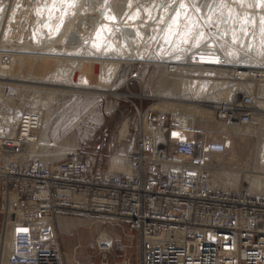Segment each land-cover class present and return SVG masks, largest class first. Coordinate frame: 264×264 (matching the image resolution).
Segmentation results:
<instances>
[{
	"label": "built area",
	"instance_id": "1",
	"mask_svg": "<svg viewBox=\"0 0 264 264\" xmlns=\"http://www.w3.org/2000/svg\"><path fill=\"white\" fill-rule=\"evenodd\" d=\"M14 91L1 89L9 98ZM255 101L235 93L210 108L218 123L248 125ZM164 121V114L145 111L128 169L110 172L96 169L108 128L92 150L44 161L28 152L38 114H19L14 134L0 133V234L12 229L6 264H65L56 219L66 216L136 232L137 264H264V192L212 182L215 157L228 147L225 137L197 127L178 139L175 121ZM111 245L97 243L102 252ZM100 264H108L106 255Z\"/></svg>",
	"mask_w": 264,
	"mask_h": 264
},
{
	"label": "rangeland",
	"instance_id": "2",
	"mask_svg": "<svg viewBox=\"0 0 264 264\" xmlns=\"http://www.w3.org/2000/svg\"><path fill=\"white\" fill-rule=\"evenodd\" d=\"M119 1L124 2L121 0H82L83 8L86 9L88 15L86 14L85 16H83V19L81 18L82 21L81 19L76 20L74 18V22L77 21L75 22L77 25L73 23V26H79V28L86 26L89 32L87 33L86 28L83 27L81 28L82 30L78 31L79 35L77 33L76 36L75 34L77 32V29L79 28H76L74 26V29H76L75 31L73 30V26H70L65 31L66 33L68 32L65 41L60 40V36L62 30L64 29V26H66L65 23L67 21L70 22L72 20V15H70L68 11H65V13H59L57 19H55L54 21L55 23L51 25L52 28L50 27V29L48 30V27L43 26L42 20L38 18L39 14L31 12L34 10V7L32 8V6H30V11L28 13L30 15V18H32L33 20L32 30L34 34V44L38 47H44L45 45L56 42V44L61 45V47H66V49H68V52H70L71 54L80 55L82 51L86 50V47L88 45V38L91 37L93 29L95 28V24L97 25L98 22L105 16L104 11L114 10L115 12V9H117L118 7L120 9L122 8V5H124V3H120ZM137 1L133 0L134 4L136 3V5L142 6L139 9V30H142L141 32L144 33V36L148 37V41L146 44L143 45L145 46L144 48L136 47L133 45V43H131V41H128V39H130L129 34L124 33L122 35V39L124 40L123 42L127 43L126 54H135L140 52V50L142 49H145V51H147L148 53H151L152 50L157 51L161 35L162 33H164L165 29L168 28V25L170 26L169 23L171 21L173 12L176 9H179L181 3V0ZM250 1L252 2V0ZM10 2H12V0H0V8L2 5H5L4 13L2 15L3 20L5 19V14ZM185 3L190 5V11L188 13H182L178 18H176L177 24L175 25H178L179 27L183 28V30L186 32V38L188 39V41L185 45L183 44L184 48L185 46L187 47L189 45L188 43L190 42V40L193 41V43L189 47V51L185 52L183 51V48L179 49V47H177L173 49V51H171L169 54H167L165 58H159L161 64H159L160 62L155 63V61L149 62L145 60L136 59L131 60V62L129 63L125 61V63L122 62L114 73L110 84L108 85V89L110 91L112 90L114 94L98 93L96 95H91L84 94L83 92H71L69 95L62 96L61 93H57L56 95L53 94V101H49V103L47 102L42 105H39L36 102L34 103V101L36 99L39 101L47 100L48 94H46L45 91H40L41 93L35 92L34 90L25 91L26 95L24 94V96L26 97V101L22 103L24 105V108L27 109L32 106L35 108H39L38 106H40V110L45 109L49 115V118L47 120L48 128L46 131L45 139L40 138V141L44 140L47 144L46 151L48 153L52 152L53 150H57L58 147H62L64 145L67 149L71 150L68 151L69 153L78 149L82 151H90L94 148L95 144L101 139L102 129L108 128V136L106 143L96 159V169L108 170L113 172L114 170L110 169V160L112 156H121L126 159V162L127 158L131 156L135 146L136 138L138 136V132L140 130V125L142 123V114L145 111H147V113H151L152 115L164 114L165 123L175 121L170 109L162 110V108L160 109L156 105L158 102H160V100L164 98H162V96H156L158 90H161L163 88V81H167L169 84H171L174 79V76H176L166 72L163 63H167L163 62L164 60L171 61V58H176L178 56L183 55L182 53L175 55L180 51H183V53L185 52V55H190L193 51L203 49V47L205 48V46L203 45L217 47V50H219L221 52V55L223 56L222 58L228 55L227 50L231 49L230 52L233 53V56L230 55L232 57V62L233 60H241L246 53H253L254 49L252 48L254 46H251V50H253L251 52V50H249V47L247 46L248 44L246 43H252L253 39L258 38L255 36V24L257 22L256 18L258 17L257 15L255 16V7L250 8L247 6L250 3L247 2L245 4H242L238 2V0H223V4L226 6H222V0H185ZM144 5L145 7H143ZM112 6H114L113 8H115V6L118 7L113 9ZM147 6L149 9L147 8ZM152 6L156 9H154V12L153 9L151 10ZM142 8H147L148 11H142ZM143 12H146L147 14L145 13L144 15ZM115 14L116 13H114L115 21L113 20V22L117 21V26L119 27V22L122 21V19L124 20V17L121 16L122 14H119L120 16L118 14ZM245 16H247L249 22L242 24V19ZM69 18H71V20ZM190 25L194 26L191 27V30L189 31ZM244 25L248 26L247 35L242 33V31L240 30L241 26ZM88 27H90V29ZM69 30H71L72 32H69ZM74 31L75 34L73 37V34L70 33H73ZM80 31L84 32L81 33ZM115 31L119 32L120 30L116 29ZM233 31H235L236 36L238 37V42L236 43H233L232 41ZM200 32H203L205 34L204 39L201 40L200 46L198 48L193 47V44L196 43ZM224 33H227V35H223ZM244 36L246 37V39ZM30 38L31 36L27 37L26 40L31 43L32 40H30ZM250 38H252V40ZM11 39H3L2 34H0V45H5L4 48L8 47L7 49L10 52H14L15 48H18L17 46H19L20 43L18 42V38L15 36H13ZM119 40H121V38ZM260 41L261 40L259 39L258 42ZM219 48L223 51H221ZM137 49L139 51H137ZM0 51L3 52V50ZM202 51L203 52H201L200 54H204L206 52H216H209V50ZM75 55H72V57H75ZM212 55L219 56L216 53ZM259 59L262 60L261 62L264 65V55H261V58ZM222 60L225 61L224 59ZM0 61L7 66L10 64V59L8 56L1 57ZM34 63L35 62L33 61H28L24 67L23 72H19L17 76L8 75L9 77H7L5 75H2V77H6L9 79H16V77L25 80H29L28 78L32 79L33 77L29 76V73L30 66ZM43 64L45 65V63ZM49 66L50 64L47 67L48 69L46 68L45 70H43V72L52 71L53 67ZM218 68H221L223 72L219 69L215 72V74H213V77L212 75H209L207 77L191 76L190 78H200L209 81L211 80V82H209V89L214 90L216 88V91H220L221 88H224L223 90L226 91V86H229L231 83H252L253 89L251 90L232 89L227 92V89V96H225V94L220 99L213 101L228 100L235 93H251L256 97V101L264 102L263 96L256 95L257 86H259L261 83H264V75L259 76L257 73H254L250 79H243L238 77L237 75L232 74L233 72L231 68ZM209 71L212 72V70ZM187 77H189L188 74ZM0 80L5 81L4 79ZM14 81L15 80H9L8 82ZM213 81L218 83L212 84ZM23 83H27L28 85L30 84L33 88L35 87V89L40 86L36 83ZM59 83L62 82L59 81ZM78 83L79 81L77 82L76 80V82L72 83V85H78ZM91 83V86L89 85L90 87H97L98 89L103 88V84L101 82L99 83V81H97L96 83H93L92 81ZM63 85L64 86L59 88L67 91V86H69L70 84L68 83L66 85V83H64ZM257 109L259 108L256 105V110ZM256 112L257 111L254 110V113ZM255 119L256 120L253 119L251 124L252 126H256L254 134L236 136L232 138L230 135L231 133H228V135L231 137L229 139V143L227 144L229 145V149L227 147L228 151L225 154L218 155L215 157V164L219 168H221L222 171L224 170L225 172H232L234 174H238V176L240 177L239 184L243 185H246V182L244 180V175L246 173L262 176L264 175V170H260L256 162V159L258 158L257 156L259 153V147L261 146L260 136L261 131L264 129V119L258 118L257 116ZM124 121L127 122L128 132L126 137L120 139L119 130ZM201 121H203L207 128H212L209 130H213L211 132L214 134L216 139L225 137L224 132L217 129H213L215 126L214 121ZM237 125L240 124L237 123ZM126 162L125 166L127 167ZM70 217L81 218V223L78 224L76 227L70 229L67 234L61 232L59 233L60 244L62 242V239L66 242H71L73 243L71 249L74 248L75 251L74 256H70L71 258H69V262L67 260V253L61 246L62 251L64 252L65 264H100L103 255H106L108 259V264H125L124 260H128L127 264H137L139 255V236L136 232L129 230L126 226L120 227L110 224L102 225L85 217ZM102 237H106L112 241L110 249L105 252L100 251L96 244V241H99L100 239H102ZM5 241V234L1 233L0 264H2V251L4 249Z\"/></svg>",
	"mask_w": 264,
	"mask_h": 264
},
{
	"label": "bare ground",
	"instance_id": "3",
	"mask_svg": "<svg viewBox=\"0 0 264 264\" xmlns=\"http://www.w3.org/2000/svg\"><path fill=\"white\" fill-rule=\"evenodd\" d=\"M121 1H124V2L119 1L120 3H124V5H122L121 9L117 6L120 10L116 6L115 8H117L118 10L113 8L114 6H112V8L115 9V12L114 10L113 11L106 10L104 11L105 16L102 19L99 17L101 20L98 22L97 25L95 24V28L93 29L92 35L90 38H88V45L86 47V50L82 51L80 55L71 54L70 52H68V49H66V47H61V45L56 44V42L45 45L44 47H38L37 45H35L33 41L34 34L32 30L33 20L32 18H30L28 12L30 11L29 10L30 6H32V8L34 7V10L31 12L38 13L39 14L38 18H40L43 22L42 25L48 27L49 30L51 25L55 23L54 21L55 19H57L59 13L61 12L65 13V11H68V13L72 15V20L71 18H69L71 21L70 22L67 21L65 23L66 26H64V29L62 30L60 36V40L65 41L68 33V32L66 33L65 31L70 26L72 27L73 23L77 22V21L74 22V20L75 19L80 20L81 18L83 19V16H85L86 14L88 15L86 9L83 8L82 0H20V1L12 0L6 11L4 20L2 19V15L4 13L5 5L1 6L0 34H2L3 39L6 38L7 40H10L13 36L17 37L20 45L17 46L18 48H15L14 52H10L7 49L8 47L4 48L5 45H0V50H3V52L0 51V59L3 56H8L10 59V64L8 66L4 65L3 62L0 61V79L5 80V81L0 80V133H4L6 135H13L14 127L18 119V115L22 113H27L29 111H34L39 116L40 128L36 133V141L29 145V149H28L29 154L39 157L44 161H49V160L52 161L58 158L61 159L69 153L68 151L71 150L67 149L64 145L62 147H58L57 150H53L50 153L46 151L47 144L43 139H42L43 141H40V138L45 139L46 131L48 128L47 120L49 118V115L45 109L40 110V106H38L39 108H35L32 106L30 108L25 109L24 105L22 104L23 102L26 101L25 100L26 97L24 96L25 91H32V90H34L35 92L45 91L46 94H48L47 100L39 101L36 99L34 101V103L36 102L39 105H42L47 102L49 103V101H53L54 99L53 96L56 95L57 93H61L62 96L69 95L71 92H83L84 94H91V95H96L98 93L114 94L112 90L110 91L108 89V85L110 84L114 73L116 72V70L118 69V67L122 62L125 61L129 63L131 62V60L136 59V60H145L149 62L155 61V63L160 62L159 64H161L159 58L160 57L165 58L167 54H169L171 51H173V49L177 47H179V49L183 48L184 49L183 51L185 52L189 51V47L193 43V41L190 40V42L188 43L189 45L187 44L188 46L187 47L185 46L184 48V45L186 44L185 41H188V39L186 38V32L183 30V28L179 27L178 25H175L177 24V22L174 23V21H176L177 18L176 17L177 12H179L181 15L182 13L185 12L188 13L190 11V5L185 3L184 0L183 2L185 3L186 7L181 9L179 6V9H176L173 12L171 21L169 23L170 26L168 25V28L165 29L164 33H162L160 37L161 39L159 38L160 42L158 44L157 51L152 50L151 53H148L147 51H145V49H142L140 50V52L135 54H126L127 43L123 42L124 40L122 39V35L124 33L129 34L130 39H128V41H131V43H133V45L136 47L144 48L145 46L143 45L147 43L148 37L144 36V33L141 32L142 30H139L140 27L138 26L139 25L138 17L140 13L139 9L142 6L136 5V3L134 4L133 0H121ZM247 2L250 3L251 1L244 0L243 3L245 4ZM251 3L254 4L255 0H252ZM143 7H145V5ZM152 7L151 10L153 9L154 12L155 8ZM147 8L145 9L142 8V11L143 10L148 11L149 8L148 9ZM254 11H255V16L257 15L258 17L256 18L257 22L255 24L256 26L255 36L258 37L257 38L258 40L260 39L262 41L264 40V37L261 36L260 30L261 27H264V25H261L260 21H261V17L264 16V8L255 7ZM114 13L118 15L122 14L121 16L124 17V20L122 19V21L119 22L120 24L119 27L117 26L118 25L117 21L113 22ZM74 26H73V30L76 31V29H74ZM75 27L79 28V26L78 27L75 26ZM83 27L77 29L76 34L75 31L70 34H73L72 35L73 37L74 34L77 36L78 33L79 35L78 31L82 30L81 28ZM241 27H244L246 30H248L247 25ZM84 28H86L87 30L86 26ZM88 28L90 29V27ZM116 29H119L120 31L116 32L115 31ZM70 31L71 30H69V32ZM84 31L82 32L80 31V32L83 33ZM88 32L89 31L87 30V33ZM30 36L32 38V39L30 38V40H32L31 43L28 40H26L27 37ZM120 38L121 40H119ZM250 39L252 40V38ZM257 39L256 38L253 39L252 43H248V42L246 43L248 44L247 45L248 47L249 44H251V46H254L253 48L251 47L252 49H254V51L251 50V52L253 51V53L251 54L246 53L245 55L243 54L244 56L241 60H233V62L236 63L232 62L231 60L232 57L229 55L231 49H228L227 50L228 55L226 56L224 55L225 57L222 58L223 56L221 55V52L217 50V47H213L209 45H203L205 46V48L203 47V49L193 51L192 54L190 55L189 54L185 55V52L183 53V51H180L175 55H178L180 53H182L183 55L178 56L176 58H171L172 59L171 61H165V60L163 61L167 63V64L163 63L166 72L176 76H174V79L171 82V84H169L167 81H163L162 86L164 89L162 88L161 90H158L156 96L159 97L162 96V98L163 97L164 98L160 100V102H158L156 105L160 109L162 108V110L163 109L171 110L172 115L175 119L174 122L175 126L172 127L171 129L172 136H175L178 139H184L187 134L185 132V129H191L197 127L207 128L203 123V121L201 120H204L205 122L214 121L215 126L213 129H217L225 133L226 144L229 143V139L231 137L234 138L236 136L252 135L255 133L256 126H252L251 125L252 123L248 125H237V123H230V124L218 123L214 117L213 110L210 108V103L218 102L213 100H218L221 97H223L225 94H226L225 96H227L228 94L227 92H229V90L232 89L251 90L253 89L252 83L250 82L244 84L229 83L230 85L226 86L228 89V91L226 89L227 91L226 92L225 90H223L224 88H221L220 91H216V88L214 90L211 88L212 90H210L209 82H211V80L209 81L200 78L193 79L190 77L191 76L207 77L209 75H212L213 77V74H215L217 70L220 69V71H222V69L218 67H228V69L231 68L233 72L232 74L237 75L238 77L243 79L244 78L250 79L254 73H257L259 76L264 75V65L261 62L262 60L259 59L261 58V54H260L261 41L258 42ZM202 50H209V52L216 51L215 53L218 54L219 56L212 55L215 54L213 52L211 53L206 52L204 54H200L201 52H203ZM137 51L139 50L137 49ZM72 55H75V57H72ZM222 59H224L226 62L223 61ZM28 61L35 62L33 65L30 66L29 76L33 77L36 80H34L33 78L30 79L28 77L27 78L29 80H25L17 77L16 79H9L6 77H2V75H5L7 77H9L10 75L17 76L19 72L22 73ZM43 63H45V65ZM49 64L51 67H53V70L50 72H43V70H45ZM209 70H212V72ZM187 74L189 75V77H187ZM7 80L8 81L15 80L16 82L15 81L8 82ZM76 80L77 82L79 81L78 85L77 84L72 85V83H75ZM59 81L62 83H59ZM92 81L93 83H96L97 81H99V83L101 82L103 84V88L98 89L97 87H90L91 86L90 83ZM23 82L36 83L40 86L37 89H35V87L33 88L30 84L29 85L27 83L24 84ZM64 83H66V85L68 83L70 84L69 86H67L68 87L67 91L59 88L64 86L63 85ZM214 83H218V82L213 81L212 84ZM4 86H9L10 88L15 89L13 97L11 98L5 97L1 93V89ZM256 89H257L256 95L264 97V83H261L259 86H257ZM11 92L13 93L12 90ZM254 98L256 97L254 96ZM256 105L259 108L257 110H256ZM254 110L257 111L256 113L253 114L254 120H256L255 119L256 116L258 118L264 119V112H262L264 111L263 101L262 102L255 101ZM161 119L164 120V117H161ZM207 129H212V128H207ZM143 131L151 132V128H149L147 125H144ZM127 132H128V125L127 122L124 121L119 130V138L121 139L126 137ZM228 133H231L230 134L231 137L228 135ZM157 135L159 136V138L162 137V127L158 128ZM260 145L261 146L259 147V151H258L259 153L256 162L258 168L260 170H264V129L261 131ZM227 146L229 149V145ZM228 149L226 150V152L228 151ZM125 162L126 159H124L121 156H117V155L112 156L110 160V169L114 171H118V170L126 171L128 169V160L126 162L127 167L125 166ZM211 179L212 182H215L216 184H219L223 187H237L239 186L240 177L236 173L234 174L232 172H225L224 170L222 171L221 168H216L215 170H213V173L211 174ZM244 180L246 182V186L249 189L253 191L264 192V175L262 176V175L246 173L244 175ZM76 199L80 201V198H76ZM11 200H14L13 196L11 197ZM5 237H6V241L4 242V250H8L10 248L12 241V229L10 227L7 228ZM101 242H107L112 244V241L106 237H102V239H100L99 241L97 240L96 244L98 243L99 245L101 244ZM8 255H9V250L7 257ZM6 260L7 258H5V254H4L2 264H6L5 262Z\"/></svg>",
	"mask_w": 264,
	"mask_h": 264
},
{
	"label": "crops",
	"instance_id": "4",
	"mask_svg": "<svg viewBox=\"0 0 264 264\" xmlns=\"http://www.w3.org/2000/svg\"><path fill=\"white\" fill-rule=\"evenodd\" d=\"M2 221H3V215L0 213V228L2 227ZM56 223H57V230L59 231V233L61 232V233L67 234L68 231H70V229L76 227L78 224L81 223V218L70 217V216L59 217L56 219ZM61 246L66 251L67 260L70 262V259H69L71 258L70 256H74L75 254L74 248L71 249V246H73V243L66 242L65 240L62 239ZM8 250L3 249L2 260H3L4 254H5V258H7Z\"/></svg>",
	"mask_w": 264,
	"mask_h": 264
},
{
	"label": "snow or ice",
	"instance_id": "5",
	"mask_svg": "<svg viewBox=\"0 0 264 264\" xmlns=\"http://www.w3.org/2000/svg\"><path fill=\"white\" fill-rule=\"evenodd\" d=\"M238 2H240V3H242L243 4V2H244V0H238ZM222 6H226V5H224L223 4V0H222ZM248 7H256V8H264V0H255V4H248L247 5ZM186 7V5H185V3L183 2V0H181V3H180V8L181 9H183V8H185ZM199 10V9H198ZM229 11H231V10H229ZM176 16H177V18L180 16V13L179 12H177V14H176ZM209 21H210V17H209ZM176 21H174V23H175ZM249 21H248V18H247V16H245L243 19H242V24H244V23H248ZM261 25H264V16H262L261 17ZM194 25H190L189 26V31L191 30V27H193ZM245 35H247L248 33H247V30L244 28V27H241V29H240ZM260 34H261V36L262 37H264V27H261V30H260ZM223 35H227V33H224ZM204 36H205V34L203 33V32H200L199 33V37H198V39H197V41H196V43L194 44V47H199L200 46V42H201V40L202 39H204ZM232 41H233V43H236V42H238V37L236 36V33H235V31H233V34H232ZM185 42H187V41H185ZM249 50H251V45H249ZM233 53H231V52H229V55H232ZM260 54L261 55H264V40H262L261 41V51H260Z\"/></svg>",
	"mask_w": 264,
	"mask_h": 264
}]
</instances>
